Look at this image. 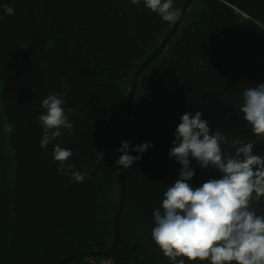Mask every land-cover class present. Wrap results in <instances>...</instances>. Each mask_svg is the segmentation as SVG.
Wrapping results in <instances>:
<instances>
[{
	"label": "trees",
	"instance_id": "16d2710c",
	"mask_svg": "<svg viewBox=\"0 0 264 264\" xmlns=\"http://www.w3.org/2000/svg\"><path fill=\"white\" fill-rule=\"evenodd\" d=\"M0 5L15 13L0 7V264H58L81 251L106 252L65 264H169L151 229L152 211L181 167L168 156L175 127L183 113L201 111L229 141L256 140L237 111L243 89L264 82V0H194L160 55L141 70L127 141L154 147L124 170L111 250L127 97L136 70L174 24L130 0ZM49 93H59L71 109L73 128L53 143L72 150L65 168L87 171L82 183L57 172L52 144L39 146L40 102ZM222 147L234 152L230 143ZM253 152L264 155V144L257 141ZM190 166L195 186L219 176L194 160ZM252 207L264 214V198Z\"/></svg>",
	"mask_w": 264,
	"mask_h": 264
},
{
	"label": "clouds",
	"instance_id": "9594fccd",
	"mask_svg": "<svg viewBox=\"0 0 264 264\" xmlns=\"http://www.w3.org/2000/svg\"><path fill=\"white\" fill-rule=\"evenodd\" d=\"M174 2L130 0L131 4H143L172 24L181 17L180 9L173 7ZM0 7L8 15L15 14L11 6ZM64 86L67 91V84ZM65 105L66 99L59 93H49L40 102L42 112L38 121L43 135L39 146L46 149L52 144L53 159L59 162L57 172L82 183L87 171H72L71 164L65 168L72 150L53 143L62 136L63 130L73 128L66 114L71 109L66 110ZM237 112L242 114L256 140L232 138L229 141L220 129H210L201 111L185 112L179 117L168 151L169 158L181 166L178 178L168 183L159 206L152 211L151 239L169 264H186V260L189 264H264V214L252 207L253 202L259 203L264 198V155L253 152L257 141L264 144V82L243 89ZM229 143L234 152L226 154L222 146ZM152 147L150 141L138 145L121 141L116 149L121 155L115 164L123 170L129 169ZM192 160L201 170L209 167L217 170L219 176L199 186L191 184L195 175L190 166Z\"/></svg>",
	"mask_w": 264,
	"mask_h": 264
},
{
	"label": "water",
	"instance_id": "95a60500",
	"mask_svg": "<svg viewBox=\"0 0 264 264\" xmlns=\"http://www.w3.org/2000/svg\"><path fill=\"white\" fill-rule=\"evenodd\" d=\"M193 1L194 0H185L184 1L183 5L180 9V11H181L180 20L182 18V15L184 14V12L188 9V7L192 4ZM243 18H246V16L244 15ZM180 20L177 21L176 23H174L173 27L170 29L168 34L164 37V39L158 45L156 50L148 58H146V60L141 64V66L135 72V76H134V79H133V82H132V85H131V88H130V91H129V94L127 97L126 121H125V127H124L125 135H124L123 141H127V130H128L129 121H130L131 104H132V99L134 96V91H135L138 76H139L141 70L144 68V66H146L150 61L155 60L160 55L163 48H165L166 43L171 38V36L174 34L176 27L178 26ZM119 180H120V196H119V202H118L116 213H115V233H114V239L112 241V244L108 248L109 250H111L114 247V245H115V243L119 237L120 213H121V208H122V204H123L124 196H125V178H124V170H123L122 166H120ZM105 252H97V251H86V252H84V251H81V252L72 254V255L64 258L58 264H65L66 262L70 261L71 259H74L77 257L86 256V255H94V254H102Z\"/></svg>",
	"mask_w": 264,
	"mask_h": 264
},
{
	"label": "rangeland",
	"instance_id": "374dc122",
	"mask_svg": "<svg viewBox=\"0 0 264 264\" xmlns=\"http://www.w3.org/2000/svg\"><path fill=\"white\" fill-rule=\"evenodd\" d=\"M103 263H108V262H103Z\"/></svg>",
	"mask_w": 264,
	"mask_h": 264
}]
</instances>
